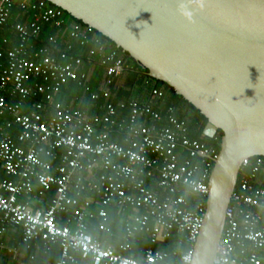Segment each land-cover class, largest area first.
<instances>
[{
    "label": "built area",
    "instance_id": "1",
    "mask_svg": "<svg viewBox=\"0 0 264 264\" xmlns=\"http://www.w3.org/2000/svg\"><path fill=\"white\" fill-rule=\"evenodd\" d=\"M15 10L25 18L12 28L15 45L5 49V39L0 45V169L11 179L0 180V236L11 228L21 232L25 245L39 243L49 250L59 244L57 264H77L78 258L87 264H191L217 158L213 150L189 137L175 110L164 107L161 90H152L148 104L106 103L92 117L63 107L57 102L61 91L70 84L84 89L89 81L82 60L71 55L72 42L95 45L89 57H98L106 68L100 87L104 98L110 97L124 62L89 30L67 26L63 11L40 0H0V36L9 30ZM45 27L57 34L37 47ZM118 110L128 115L119 118ZM116 129L126 134L124 145L109 140ZM51 190L48 206H32L33 198ZM111 208L123 213L118 250L88 231L94 221L97 232H107ZM139 233L153 244L175 234L178 245L184 242L188 250H148L137 262L124 253ZM0 250L16 260V250ZM213 264H264L262 157L240 165Z\"/></svg>",
    "mask_w": 264,
    "mask_h": 264
},
{
    "label": "water",
    "instance_id": "2",
    "mask_svg": "<svg viewBox=\"0 0 264 264\" xmlns=\"http://www.w3.org/2000/svg\"><path fill=\"white\" fill-rule=\"evenodd\" d=\"M207 120L220 150L191 264H213L242 161L264 158V0H44Z\"/></svg>",
    "mask_w": 264,
    "mask_h": 264
},
{
    "label": "trees",
    "instance_id": "3",
    "mask_svg": "<svg viewBox=\"0 0 264 264\" xmlns=\"http://www.w3.org/2000/svg\"><path fill=\"white\" fill-rule=\"evenodd\" d=\"M45 3L49 7L56 8L47 2ZM63 15L67 26L70 23H76L80 25L82 28L89 30V36H95V38L99 41V44H103L106 49L116 51L118 56L123 60L125 68L120 78L115 82V85L110 88V97L104 98L100 92V87L105 77L106 68L105 66L101 65L98 57H89V51L95 48V45L92 42H88L84 46H80L78 42H72L73 50L71 52V55L82 60L83 65L81 71L89 74V81L84 89L78 88L74 84H70L68 87L64 88L61 91L57 102H59L63 107L78 108L82 112H86L90 117H92L96 114H99L100 109L106 103H112L113 105L118 106L121 102L134 100L137 102L148 104L152 102V90H161L165 94L164 107H172L175 110L176 117L186 124L189 137L192 140H197L198 142L204 144L207 148H211L215 156L218 155L222 134L221 132H217V134L212 139L206 138L203 135V131L207 124V120L203 116H201L197 110H195L183 98L175 94V92L164 83L152 79H148L147 82H145L144 80L147 71L141 68L132 59H130L127 54H124L120 49L116 48L112 42L96 33L95 31L88 29L82 23L71 18L66 13L63 12ZM24 19L25 18L23 17L22 13H20L18 10L14 11V15L8 24L9 30L3 31L0 36V45H2V41L4 39L9 41V44L4 46L5 49H10L15 45V35L12 28L21 21H24ZM56 34L57 32L55 30L51 29L50 27H45L39 37L35 40V45L37 47L47 45L48 38ZM64 39H68L66 34L64 35ZM58 48H63V44L59 42ZM120 81L122 82V85L119 84ZM94 94L98 95L97 100L91 99L92 95ZM31 100L33 101V99ZM31 100H26V103L32 102ZM72 101H76V103L74 104V102ZM13 102H16V100H13ZM127 115L128 111L118 110L119 118H125ZM125 137L126 134L118 129L109 134V140L119 145H124L123 140ZM5 178H7L6 175L0 169V180ZM47 194L54 195V190H51L45 195ZM192 199L194 202L196 201L195 198ZM122 218V212H120L116 208H111L106 222L107 232H97L95 229L94 221L91 222L88 231L104 245L111 246L113 249L118 250L120 244L122 243V237L124 234L123 225L122 223L119 224ZM17 231L18 241L21 244L22 235L19 230ZM178 240V236L173 234L170 240L164 243L153 244L146 235L139 233L135 235L134 239L131 241L130 249L126 251L124 255L128 258L136 260L137 262H142L143 254L148 250L169 253L174 250H177L181 253L186 252L188 250V245H186L184 242L178 245ZM47 254L49 256L52 255L56 258L60 257V245H52L50 251Z\"/></svg>",
    "mask_w": 264,
    "mask_h": 264
},
{
    "label": "crops",
    "instance_id": "4",
    "mask_svg": "<svg viewBox=\"0 0 264 264\" xmlns=\"http://www.w3.org/2000/svg\"><path fill=\"white\" fill-rule=\"evenodd\" d=\"M122 85V82L119 83ZM74 104L76 101H72ZM2 175V174H1ZM7 177V176H6ZM2 180H11L10 178H5ZM44 197V198H43ZM42 198L35 197L31 200V204L34 207H45L48 206L53 198L52 194H47ZM111 209L108 210V215ZM122 223V220L119 224ZM0 246L11 248L17 251L16 260L12 259L9 255L6 254L5 251L0 250V264H29L33 261V264H57L60 257L56 258L52 255H48L47 253L50 251L45 250L43 246L39 243H31L29 245H25L23 243H19L18 241V231L9 228L8 231L0 236ZM31 258L33 260L31 261ZM88 261L85 259L78 258L77 264H87Z\"/></svg>",
    "mask_w": 264,
    "mask_h": 264
}]
</instances>
